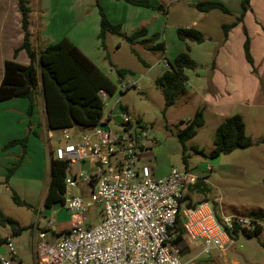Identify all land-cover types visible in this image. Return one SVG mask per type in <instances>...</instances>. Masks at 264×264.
Masks as SVG:
<instances>
[{"label":"rangeland","instance_id":"rangeland-1","mask_svg":"<svg viewBox=\"0 0 264 264\" xmlns=\"http://www.w3.org/2000/svg\"><path fill=\"white\" fill-rule=\"evenodd\" d=\"M93 1L95 5L96 0H28L34 50L41 51L39 43L40 46L45 44V40L40 42L42 38L47 37L50 42L53 40L52 44L67 38L93 58L95 65L117 87L115 95L109 96L104 108V116L116 103H119L118 109L125 108L131 119L139 123L141 128L149 133L151 139L157 141L155 145L152 140L145 142V148H151V151L147 152L149 149H145L144 157L140 160V165L151 168L153 179L166 177L171 169L189 173L192 175L191 182L200 183L202 190L210 193L206 202L217 218H220V214L214 202H220V198L226 216L247 219L250 218L251 212L261 216L260 221L254 217L263 227L260 237L248 238L239 231L238 235L232 237L233 246L224 254L217 251H212L209 255L203 254V244L191 242L185 236L189 251L183 254V262L264 264V73L262 71V74L258 75L257 72L258 67L260 68L259 64L262 63L264 68V57H262L264 49H261L264 43L260 41L264 37V29H262L264 0H250V8L243 17L244 20L247 15L246 28L255 40L257 59V69L248 70L247 75L240 77L239 83H234L239 93H230L232 100L243 105L224 107V111L217 115L213 114L211 107H208L207 111L200 108L204 106L201 105L200 95L204 96L203 88L208 87L209 80L211 82L212 77L209 76V72H212L215 56L220 51L229 52L234 56L240 51L243 54L241 40L235 27L229 32L230 44L225 46L223 27L236 22L241 16L243 13L241 2L244 0L239 3H236V0H148L152 8L142 9L146 12L145 29L148 31V37H156L154 42L150 43L155 46L159 43L165 44L164 54L147 49L144 51L142 45L133 47L123 37L110 33L106 35V48L103 49V41L100 38L102 18L96 5L90 7ZM201 1L224 3L231 14L226 15L217 10L207 14L201 13L195 8V4ZM99 2L113 24L115 22L112 20L124 16L126 7L130 9L134 7L122 0H99ZM193 24L205 35L206 41L203 44L188 43L190 56L198 65L194 71H185L190 86L188 90L190 96L182 95L174 106L166 107L163 91L156 81L166 72L169 62L173 63L178 54L187 51L186 43L181 42L177 37V29L192 28ZM131 26L129 21L127 27L131 28ZM18 29L21 30L20 33ZM21 34L24 38L19 0H0V58L14 55L17 49L16 42ZM2 68L0 59V70ZM114 68L126 70L129 74L120 78ZM247 91L253 92L255 99L248 98ZM254 103L257 107H248ZM199 108L204 111L205 126L198 130L195 138L185 144L184 153L178 133L194 118ZM16 111L17 109H14L0 116L2 140L8 138L14 128L19 129L28 124L29 115L17 114ZM234 115L242 117L246 134L252 139L253 146L246 150H237L231 154L210 158V153L214 150V137L218 124ZM112 129L116 132L118 126L113 124ZM52 133L54 138L51 147L48 141L45 144L40 136L33 135L34 140L30 143L29 155L28 149L24 153L22 146L8 147V145L1 146L3 143H0V212L5 218L16 220L22 229L21 234L15 236L9 225L0 224V255L11 260L5 242V239L10 238L17 251V257L13 260L15 264H34L32 247L35 240L33 232L35 226L44 229L52 220L56 232L65 233L70 229V216L63 206L57 205L51 209L44 207L51 175L50 153L66 142L62 130H53ZM81 133H83L82 129H69L68 142L74 144L81 140ZM23 135L25 139L26 134ZM195 149L203 150L204 154L196 153ZM92 170L93 167L88 162H77L69 166L68 177H72L71 174L79 175L81 171L90 176ZM77 178L82 180L79 176ZM90 191L89 186L81 183L76 188H71V196L90 201ZM201 196L197 192L190 195L195 204L202 198ZM15 197L26 206L17 204ZM102 214V205L94 204L87 209V227L101 223ZM40 215L47 217L48 220L42 222Z\"/></svg>","mask_w":264,"mask_h":264},{"label":"built area","instance_id":"built-area-1","mask_svg":"<svg viewBox=\"0 0 264 264\" xmlns=\"http://www.w3.org/2000/svg\"><path fill=\"white\" fill-rule=\"evenodd\" d=\"M100 95L106 105L109 95L103 91ZM118 107L116 103L98 125L83 130L81 140L74 144L68 142L69 129L62 130L66 142L52 151V161L69 166L88 162L93 170L90 176L81 171L66 179L63 208L70 216L67 232L57 233L52 220L44 229L33 228L34 264H188L182 260L181 246L175 243L176 217L180 202L195 185L192 175L171 169L166 177L153 179L151 168L140 165V160L145 149L151 151L145 142L152 140L155 145L157 141L125 108ZM113 124L118 126L116 132ZM53 138L49 130V143ZM81 183L90 187V201L71 196V188ZM94 204L103 206V219L87 227L86 211ZM181 216L186 238L201 242L206 255L212 251L224 254L230 249L233 240L228 231L235 226L251 233L258 227L253 216H223L220 220L207 202L193 208L181 205ZM6 241L11 260L0 255V263L15 264L16 248L10 238Z\"/></svg>","mask_w":264,"mask_h":264},{"label":"trees","instance_id":"trees-1","mask_svg":"<svg viewBox=\"0 0 264 264\" xmlns=\"http://www.w3.org/2000/svg\"><path fill=\"white\" fill-rule=\"evenodd\" d=\"M120 1V0H116ZM136 7L152 8L148 0H122ZM28 0H19V9L22 16V30L24 33L23 44L16 49V57L21 51L26 52L30 64L21 65L15 61H6L4 64V75L0 84V102L12 99H26L29 102V114L36 106L38 96H42L45 103L48 129L66 130L79 128L82 130L90 129L98 125L103 116L105 104L102 101L100 92L103 91L109 96L115 95L117 87L114 82L95 65L80 49L69 39L64 38L58 43L51 44L41 51H35L31 42L29 15L31 9L28 7ZM96 6L101 15V33L100 38L103 41V49L106 48L105 38L107 34H113L123 37L127 42L136 45L139 42L146 47L148 51L164 54L165 44L159 43L156 46L155 36H148V31L142 29L136 31L131 36H126L122 32L120 24H113L106 15L99 0H96ZM195 8L204 14L212 11H220L223 14L230 15V10L220 2L201 1L195 5ZM250 8V0L242 2L243 13L236 22L231 25H224L225 39L227 40L229 32L243 21L245 12ZM245 31L246 41L244 44V53L246 60L251 66L254 62L250 53V38ZM177 37L181 42L186 43L187 51L177 55L173 63H168L169 68L157 79V85L162 89L165 98L166 107L175 105L177 99L186 95L188 92V77L185 71H194L198 68L197 63L190 56V46L188 43L203 44L206 41L205 35L198 29L178 28ZM134 53L136 51L134 50ZM120 78L129 74L126 70H116ZM255 71V69H254ZM205 126V116L203 110H197L195 116L190 120L187 126L178 133L179 142L183 145V151L186 152L185 144L195 138L198 130ZM26 143V144H25ZM22 145L24 153L27 147V139L15 140L8 144V147ZM253 146L252 139L246 134V126L241 116L234 115L221 123L214 137V150L210 153V158H216L222 154H231L237 150H246ZM196 153L204 154L203 150L195 149ZM68 163L61 161H52L50 182L44 200V207L51 209L53 206L64 205L66 179L68 175ZM17 204L26 206L25 203L15 197ZM193 208L189 197H184L180 202L179 214L176 217L177 244L182 246V253L189 251L186 244L185 233L182 229L181 205ZM251 216L258 218L256 214ZM0 224L9 225L13 235L21 234L19 223L12 218H5L0 212ZM263 228L258 226L256 231L251 233L243 226H235L232 231H228L230 238L238 235L242 231L248 238H259ZM5 242L6 239H5Z\"/></svg>","mask_w":264,"mask_h":264},{"label":"crops","instance_id":"crops-1","mask_svg":"<svg viewBox=\"0 0 264 264\" xmlns=\"http://www.w3.org/2000/svg\"><path fill=\"white\" fill-rule=\"evenodd\" d=\"M239 1H242V0H236V3L237 2L239 3ZM95 5H96V3H95ZM95 5H94V1H93L90 7L93 8ZM241 8H242V2H241ZM142 9H143V7L134 6L133 9L126 7V9L124 11V13H125L124 16L122 15L121 18H119L117 20H112V21H114L115 24H121L122 32L126 36H131L136 31L145 29V22L147 20H145L144 16H145L146 12H144ZM242 12H243V9H242ZM246 18H247V15H246L245 19L243 20L244 22L242 21L240 24H238L234 28L235 31H238L237 35L239 36V38L241 40L240 45H241V47H243V54L240 51V53H237V55L234 56L233 54H230L229 52L226 53L224 51H220L215 56V61L212 65V72L211 71L209 72V76L212 77L211 82L209 80L208 87L206 86L205 88H203L204 96L202 97L200 95L201 100H202L201 105H204L203 107H200V108L201 109L203 108L204 111H207V108L211 107V110H213L214 115H217L218 113L221 114L224 111V109H223L224 107L230 108V107L234 106L235 104L236 105H243L242 103H238L235 100H232L231 99L232 94H230V93L233 92L235 94H238L239 90L236 88V85L234 86V83H239L240 77L244 74L247 75L248 70L251 69V71H252V69L253 70L257 69V67H256L257 66V59H256L255 45H254L255 40L251 37L249 29L246 28ZM129 21L131 22V25H132L131 28L127 27ZM136 21H138V24H136ZM193 25H194L193 27L196 28L195 24H193ZM262 29H264V28H262ZM18 30L20 33L21 30L20 29H18ZM244 30L247 31L248 37L250 38V53H251V56H252V59L254 62V66H251L245 57L244 44L246 41V35H245ZM30 33L33 34L31 30H30ZM229 34H228L227 40L225 41V46L226 45L228 46L230 44L231 34L230 35ZM149 37L147 36V38H149ZM18 38H19V40L16 42L17 45L15 46V48H17V49L22 46L21 43L23 42V34L18 36ZM31 39H32V35H31ZM43 40H45L44 41L45 44H41V46H40V43H39V47H41V50H43L47 46L51 45L52 41H53V40H51V42H50V40L47 39V37H46L44 39L42 38V40H40V42L42 43ZM142 40L139 39V41L137 42L136 45H142V44H139V42ZM260 41L264 43V37H262ZM136 45H133V47H137ZM32 46L34 47L33 42H32ZM76 46L80 49V51L82 53H84L94 63L93 58H90L85 52H83V50L80 48V46H78V45H76ZM142 48L144 51L146 50V47L144 45H142ZM261 49L263 50L264 47L261 46ZM0 53H1V51H0ZM4 57H6V56H4ZM4 57L0 58L1 63L3 64V68H2V70H0V84H1L2 79H3L4 64L6 61H8V60L15 61L16 63H19L21 65H25V66H28L30 64L29 57L26 54V52H24V51H21L16 57L13 54L8 55V57H6V58H4ZM262 57H264V54L262 55ZM263 62H264V60H263ZM259 65H260V68L258 67L257 72H258V75H261L262 71L264 73V68L262 67V63ZM114 69L116 70V68H114ZM166 69H168L167 66H166ZM200 80H202V78ZM189 88H190V86L188 84V90H189ZM225 88L228 90L227 91L224 90ZM206 90L208 93L206 92ZM247 92H248V94H247L248 98H254L255 97L253 92H251V91H247ZM186 95L188 96L189 93L187 92ZM0 104H1L0 105V116L5 112H10L11 110H14V109H17V111H16L17 114L20 113L21 115H26V114L29 115V121H28L27 125L25 124L24 127L19 128V129L14 128L13 130H11V131H13L11 133V135L8 138L6 137L4 140H2L0 138V143H3L1 146H7L9 143H11L12 141H15V140H22L23 136H24L23 134H26L27 147H28V148L26 147V149H28V151L27 150L26 151L28 152V155H29L30 143L32 142V140H34L33 135L40 136V138L44 141L45 144H47V141L49 142V140H48L49 129H48L46 110H45V103H44V100H43L41 95L37 97L36 106L34 107L31 114H29V102L26 99L6 100L3 102H0ZM4 106H6V107H4ZM254 106L257 107V105L255 103L250 104V106H248V107L253 108ZM261 107H263V106L261 105ZM219 125L220 124H218V126ZM15 146H22V145H15ZM49 147H51V143H49ZM51 153H52V151H51ZM51 153H50V158H51ZM5 162H7V161H5ZM51 167H52V161H51ZM195 192H197L198 195L199 194L202 195L201 196L202 198L199 199V201L196 204L206 202L209 199L208 195L210 193H205V191L202 190L200 183H195V185L193 187H189V190L186 193V196L189 197V199L191 200L192 203H193V201H192L190 195L194 194ZM193 204H195V203H193ZM219 204H220V206H219ZM214 205L219 210L220 218H218V219L221 220V218L223 216H226L225 210H224L223 206H221L222 204L217 202V201L214 202ZM251 214H256L259 221H260L261 216L258 213L251 212L250 215ZM39 218L42 219V222H46L48 220V218L43 216V215H40ZM259 221L257 220L258 226H261L259 224Z\"/></svg>","mask_w":264,"mask_h":264}]
</instances>
